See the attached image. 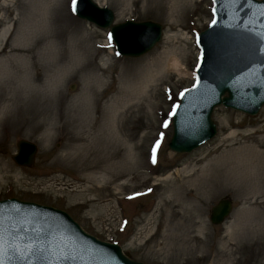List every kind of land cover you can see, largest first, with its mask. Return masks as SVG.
I'll return each instance as SVG.
<instances>
[{
	"label": "rangeland",
	"instance_id": "rangeland-1",
	"mask_svg": "<svg viewBox=\"0 0 264 264\" xmlns=\"http://www.w3.org/2000/svg\"><path fill=\"white\" fill-rule=\"evenodd\" d=\"M22 1L11 8L24 17L25 6L36 1ZM72 1L49 0L46 32L62 57L39 70L43 80L57 69L65 75L59 99L14 91V11L0 3V30H12L0 54L10 56L0 79V199L63 209L90 234L115 241L146 264H264V184L247 176L235 180L229 165L251 146L264 151V106L251 116L220 104L211 112L217 128L212 139L191 153L168 148L170 114L194 83L196 36L212 19V0H94L112 10L114 23L163 26L160 42L136 57L119 56L108 30L75 16ZM171 59L184 73L171 69ZM111 109L116 121L107 139L102 123ZM52 123L80 133L68 137L60 130L48 139L45 126ZM20 139L37 146L29 167L12 159ZM250 171L242 167L239 173ZM223 197L234 208L224 222L212 224L210 209Z\"/></svg>",
	"mask_w": 264,
	"mask_h": 264
},
{
	"label": "water",
	"instance_id": "water-1",
	"mask_svg": "<svg viewBox=\"0 0 264 264\" xmlns=\"http://www.w3.org/2000/svg\"><path fill=\"white\" fill-rule=\"evenodd\" d=\"M214 1L215 21L199 35L202 57L196 85L182 94L174 111L168 146L178 153L190 152L215 134L211 119L215 105L254 114L264 103V0ZM73 7L78 16L110 27L118 51L125 56H140L161 38L162 26L157 22L113 25V12L92 0H76ZM17 145L14 160L31 165L36 146L26 140ZM231 209L230 200H220L211 209V221L221 223ZM0 264L146 263L131 259L115 242L87 233L61 209L8 198L0 200Z\"/></svg>",
	"mask_w": 264,
	"mask_h": 264
},
{
	"label": "bare ground",
	"instance_id": "bare-ground-1",
	"mask_svg": "<svg viewBox=\"0 0 264 264\" xmlns=\"http://www.w3.org/2000/svg\"><path fill=\"white\" fill-rule=\"evenodd\" d=\"M13 1L14 0H0L3 8H10L12 13L14 11V17L10 19L12 20V23H14V40L12 41L9 48V52L11 54L10 56H14V61H16L14 63L16 73V77L14 80V91L17 90L16 92H20L23 97L41 95L47 99H49V97L59 99L61 97L62 90H64L63 85L65 83V75L62 73V71H58L57 69L52 71L48 79L43 80L40 78L39 72V70L41 69L40 66L47 67L51 61L56 63L57 60H60L62 57V51L59 50L60 48L55 49L56 47L54 43L49 41L50 35L46 32L49 30L48 22L51 18H49L48 15L50 14V11L52 9L49 6V0H34L36 1V6H25L27 12L24 17H22L18 12L16 8L17 6H14V10L11 8L13 6ZM25 2V0L22 1V3ZM28 4L30 5L31 3L28 2ZM4 18L5 16L1 14L0 21ZM15 25L17 26L16 29ZM11 31L12 30H10V25H7L0 30V54L6 50L7 43L5 42V40L11 35ZM40 32H43V38L40 34H38ZM43 39L48 40V42H44L43 46L35 54L34 49L36 45L38 44L39 40ZM130 40L134 41L135 43V37L131 38ZM240 55L241 52L239 51L235 54V56L238 57ZM8 57L0 59V79L2 77L1 75L4 73L2 66L6 63V61L9 60ZM169 64L171 69L177 71V73H182L183 70L176 60L171 59ZM41 81L43 85L42 87L39 85ZM87 90L90 91L91 88H86L87 94L85 95V100L88 102L87 98L89 97L88 94L90 92H88ZM92 104L94 105V112H97L98 107L94 100ZM4 108L5 107L0 110V114ZM115 118V111L111 109V111L106 112V117L102 125L105 126L104 130L107 139L111 137V131L115 128ZM93 120H95V117L93 118ZM66 127L65 125L55 123H52L51 125L46 124V132H44V136L48 139H51L54 136H58L60 130H67ZM79 133L80 132L77 131L73 132L70 129L67 130L68 137H71L72 135L76 136ZM232 136L226 137L225 141L231 139ZM247 150L248 154L243 153L241 154L240 158L230 161V168L235 173L234 179L241 180L243 177L247 176L253 178L255 182L257 181L264 184V151L261 148H255L252 146L250 148H247ZM242 167L247 168L251 171L248 172L247 175H243L242 173H239V170ZM206 174V170L203 171L205 180H207ZM170 175L171 173L168 172V174H166V176L164 177L167 178Z\"/></svg>",
	"mask_w": 264,
	"mask_h": 264
}]
</instances>
